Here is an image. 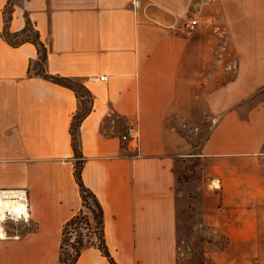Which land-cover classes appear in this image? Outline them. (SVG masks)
Returning <instances> with one entry per match:
<instances>
[{"label":"crops","instance_id":"crops-1","mask_svg":"<svg viewBox=\"0 0 264 264\" xmlns=\"http://www.w3.org/2000/svg\"><path fill=\"white\" fill-rule=\"evenodd\" d=\"M9 2L10 32L28 15L47 73L92 94L82 176L115 263L180 264L176 165L192 147L177 128L186 119L211 129L192 156L210 181L199 221L214 233L198 236L192 263L264 264V0H0V189H27L31 210L18 239H0V264H60L64 225L82 209L71 132L80 102L30 76L33 43L3 38ZM192 17L204 26L183 36ZM114 116L121 127L107 129ZM129 125L138 148L121 141ZM77 264L111 263L89 247Z\"/></svg>","mask_w":264,"mask_h":264},{"label":"trees","instance_id":"trees-1","mask_svg":"<svg viewBox=\"0 0 264 264\" xmlns=\"http://www.w3.org/2000/svg\"><path fill=\"white\" fill-rule=\"evenodd\" d=\"M14 4L13 2L8 3V7L4 12V30L3 38L12 46L20 47L25 43H33L38 49V59L31 64L29 74L30 76H41L47 80H50L56 84L65 86L76 93V96L80 102V108L74 116L72 123V146L74 150V159H76L74 167V176L79 186L81 198H82V209L74 215L65 225L62 231V243L60 250L59 263L60 264H77L81 257L82 252L89 247L98 248L104 257L108 259L111 264H116L112 258L105 239V224H104V211L97 199L96 195L84 184L83 181V168L86 163V159L81 151V144L79 138V131L82 122L90 114L93 105L92 94L85 87L81 80L64 78L59 76L49 75L46 71V63L48 59V50L46 46L40 40V34L33 26L30 18L26 15V26L18 33L10 32V24L13 17ZM34 33V37L30 36L29 33ZM23 39L19 40V38ZM34 67L39 70L34 72ZM92 200L95 207L99 211L97 232L89 233L84 235L79 233L83 226H86L90 230L91 221L89 216L85 215L84 209L88 208V202ZM77 233L78 236L75 239H71L70 236ZM96 237L97 241H92L91 238ZM73 240V242H71Z\"/></svg>","mask_w":264,"mask_h":264},{"label":"rangeland","instance_id":"rangeland-1","mask_svg":"<svg viewBox=\"0 0 264 264\" xmlns=\"http://www.w3.org/2000/svg\"><path fill=\"white\" fill-rule=\"evenodd\" d=\"M209 28V27H207ZM30 36L34 37V33H29ZM19 38V40L23 39ZM38 71L37 67H34V72ZM113 120H116V123H112ZM121 120H119L116 116L112 117L111 120L106 123V128H113V127H121ZM112 130V129H111ZM178 131H180L186 139L190 142L192 148L190 150V154L179 159L176 165V173L178 176V191L182 195V204L184 208L182 212H180V221L182 225V232L179 246L180 251L183 254L180 256V264H193L192 261L194 259L193 255L195 252V245L197 243V238L202 233L208 232V234L214 233V229L211 227H207L204 223L200 222L199 220V211L200 205L203 203L206 193H207V184L210 182L208 177L203 172L204 165L200 161V159L192 156L193 153L198 151L201 144L209 135L211 129L208 127H203L196 125L195 123L192 124L186 119H182L178 122ZM192 151V152H191ZM218 185V184H217ZM88 207L91 209L85 208L84 213L85 215L89 216L91 221L90 230L83 226L79 233L87 235L92 233L94 235L97 232L98 225V215L99 211L95 207L92 200H89ZM199 210V211H198ZM26 227L23 223H15L13 221H9L5 228L8 231L9 235H16L21 234V232ZM200 232V234L198 233ZM78 236L77 233H74L70 236L71 239H75ZM220 239V238H219ZM92 241H97L96 237L94 236L91 238ZM73 242V240L71 241ZM199 258L197 257V262Z\"/></svg>","mask_w":264,"mask_h":264},{"label":"built area","instance_id":"built-area-1","mask_svg":"<svg viewBox=\"0 0 264 264\" xmlns=\"http://www.w3.org/2000/svg\"><path fill=\"white\" fill-rule=\"evenodd\" d=\"M204 26V22L198 18H188L185 20L181 27V33L183 36L191 37L200 31ZM106 77H100V81H105ZM113 120L112 123H116ZM123 129V128H122ZM124 130V129H123ZM121 141L125 145L133 143L137 148L139 147L140 134L139 130L135 125H129L121 135ZM137 156V155H135ZM76 162V159H74ZM6 201L13 202V213L8 212L7 216L2 221L3 236L0 239H18L20 234L9 235L5 226L9 221L15 223H23L25 226L31 225V210L29 205V194L28 190L24 188H11V189H0V208L2 203Z\"/></svg>","mask_w":264,"mask_h":264},{"label":"bare ground","instance_id":"bare-ground-1","mask_svg":"<svg viewBox=\"0 0 264 264\" xmlns=\"http://www.w3.org/2000/svg\"><path fill=\"white\" fill-rule=\"evenodd\" d=\"M11 212L13 213V202L12 201H6L5 203H2L0 208V238L3 236V226L2 221L4 218L8 215L7 213Z\"/></svg>","mask_w":264,"mask_h":264}]
</instances>
